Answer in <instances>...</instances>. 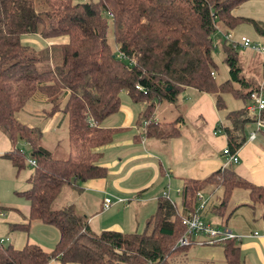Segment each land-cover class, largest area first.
Returning a JSON list of instances; mask_svg holds the SVG:
<instances>
[{"label": "trees", "instance_id": "16d2710c", "mask_svg": "<svg viewBox=\"0 0 264 264\" xmlns=\"http://www.w3.org/2000/svg\"><path fill=\"white\" fill-rule=\"evenodd\" d=\"M247 1L0 0V135L10 144L0 157L21 171L26 160L16 147L19 140L28 146L29 161L34 162L28 188L16 193L27 203V222L11 229L27 230L31 222H37L54 228L58 235L48 253L36 244L14 249L0 243V264H47L51 260L59 264H170L171 256L188 248L175 246L184 234L180 216L194 209L196 193L203 194L207 188L221 191L218 203L210 208L214 217L226 219L232 192L242 190L248 199L245 206H260L264 222V189L227 168L201 180L186 179L176 204L159 197L141 233L106 230L95 234L72 206L52 208L64 187L105 177L95 150L108 144L115 131L100 125L117 112L122 93L131 103H145L136 124L143 126L146 137L163 141L176 135L178 121L155 124L150 116L155 105L174 103L185 88L214 96L219 112L225 109L224 94L248 101L258 86L239 77L237 50L223 39L228 79L221 83L213 78L216 67L211 58L216 32L228 34L248 24L264 36L255 21L232 15ZM108 19L115 54L105 40ZM23 36H37L50 44L35 51L22 44ZM54 55L56 64L52 63ZM36 94L48 107L45 119L58 113L65 120L68 153L64 159L52 158L40 145V128L27 127L15 118ZM223 119L228 123L221 130L226 148L235 154L253 118L244 106L226 112ZM220 247L225 264H242L235 240L224 241Z\"/></svg>", "mask_w": 264, "mask_h": 264}, {"label": "crops", "instance_id": "0c3cea01", "mask_svg": "<svg viewBox=\"0 0 264 264\" xmlns=\"http://www.w3.org/2000/svg\"><path fill=\"white\" fill-rule=\"evenodd\" d=\"M21 42L36 50L50 44L49 41L41 40L37 36H23ZM237 61L246 62L239 55H237ZM261 76L262 65L259 81L250 84L258 86L262 84L264 79ZM122 94L117 112L100 125L102 128L115 131L108 144L95 150L97 164L105 169V177L77 186L64 187L65 189H62L54 201V203L58 202L61 195L58 208L72 206L75 214L85 220L91 232L98 234L107 230L130 234L153 214L156 201L163 193L168 194L171 203H175V200L178 203L179 191L186 179L201 180L222 168H227L240 179L264 189L263 135L257 134L251 141L246 139L235 153L237 163L227 164L222 155V151L226 149L225 137L222 133L215 132V126L217 121H224L223 116L228 111L224 109L219 112L215 109L214 96L185 88L174 103L155 105L150 116L151 123L163 124L178 121L174 126L176 135L163 141L155 136L146 137L143 126L136 124L139 120L137 116L144 110L145 103H131L126 94ZM47 119L58 120L57 125H54L56 131L61 126L65 127L66 131L65 120L61 115L56 113ZM227 125L228 123L225 122V126ZM247 127L249 126L245 127V132H250L251 128L246 129ZM52 149H59L61 155L66 156L67 141L63 140L60 143L56 140V145ZM29 176L30 174L25 179L24 188H20L19 191H13L12 182H1L0 192L3 198H0V206L3 212L0 214V240L14 249H20L25 244H36L48 253L58 238L54 228L31 222L27 230L11 229L13 225H25L27 222V203L16 193L28 188L26 181ZM236 191L231 194L226 220L240 214L238 219L234 220H237L238 224L240 220L243 224L238 227L236 223L233 225L234 230L225 229L237 236L235 244L239 249L242 264H264V222L260 220L261 207L256 205L259 221L248 224L247 218L250 214L245 218L242 217L245 214L243 210H250L253 213L255 206H245L248 204L247 195L245 199L236 195ZM217 192L214 203L212 197L216 196ZM220 192L218 188H207L203 192L208 200L202 212V219L205 222L211 224L210 218H216L210 213V208L218 203ZM235 196H237L236 199H234ZM105 197L111 200L121 199L124 203L115 202L107 210L102 211L101 203ZM254 232L257 236L250 237L249 235ZM180 254L183 257L182 261L189 264L196 262L225 264L220 246H191L171 256L168 261ZM47 264L59 263L51 260Z\"/></svg>", "mask_w": 264, "mask_h": 264}, {"label": "rangeland", "instance_id": "374dc122", "mask_svg": "<svg viewBox=\"0 0 264 264\" xmlns=\"http://www.w3.org/2000/svg\"><path fill=\"white\" fill-rule=\"evenodd\" d=\"M74 2H96L97 0H73ZM232 15L235 17H241L245 19H250L255 21L257 24H259L262 29L264 30V0H250L243 4H241L239 7L234 9L232 11ZM226 32H216L212 36V52H211V58L212 61L216 67L215 70L212 71L213 78L216 83L224 82L228 79V68L227 65L223 62L224 54L222 52V45H223V35ZM228 34H230L234 41H238L240 38H246L250 42L260 44L264 48V36H258L254 29L248 25V24H241L238 27H236L233 31H228ZM106 43L108 44L110 51L115 54L116 53V46L112 40V34H111V23L108 19L107 21V30L105 35ZM59 42V41H58ZM32 48V47H31ZM46 47H43L41 49H34L35 51L44 50ZM237 55L241 56V59L246 61L243 62H237V66L240 69L239 77L243 80H245L248 83L251 82H258L261 74V65L262 62H264V53L263 54H255L251 53L248 50H242L237 49ZM56 55H54L52 59V63L56 64L58 61L55 60ZM263 83V82H262ZM256 84V83H255ZM252 85V84H251ZM237 84L233 83L232 87L237 88ZM254 87L256 85H253ZM258 86V85H257ZM259 87V86H258ZM258 89V88H257ZM263 95H264V86H263ZM40 95L36 94L33 96L26 104L25 106L15 115V118L17 121L22 123L23 125L27 127H38L40 128L42 132V139L40 141V145L44 148H47L50 152L52 158L54 159H64L66 156L61 155V150L57 149L54 150L52 147L56 145V140L60 143L63 142V140L66 141V131L65 127L62 126L56 131L54 125H57L58 120L53 121L52 120H46L43 115L44 112L47 111L48 107L47 105L39 99ZM123 97V94L120 96ZM222 100L224 102L225 111H233L238 110L248 104V101H242L240 99H234L229 94H224L221 96ZM163 105H166V103L163 102ZM44 110V112H43ZM58 114V113H57ZM60 115V114H58ZM225 121V120H224ZM248 128H251V131H254V126L252 124L248 125ZM250 131V132H251ZM250 132H245L246 138ZM68 146V145H67ZM16 147L22 152L24 155V159L26 160L24 168L16 173L15 169H13L9 162L3 158H0V186L1 182L4 181H10L13 185V191H19L20 188H24L25 186V179L27 178L28 174H31L32 168L27 164L29 161V150L28 146L22 142L17 141ZM10 149V144L7 141V139L0 135V156L7 152ZM46 149V150H47ZM240 163V161H239ZM234 168V166H232ZM5 186V185H3ZM65 189V188H64ZM67 195H69L68 192H65ZM235 193L236 195H239L241 197H245L246 199V192L242 190H238ZM65 194V196H66ZM216 196L212 197V202L215 203V199L217 198L218 192L215 194ZM237 196H235L234 199H236ZM0 198H3L2 193L0 192ZM61 199L58 200V202ZM58 202H55L52 204V208H58ZM177 203V200H175V204ZM245 213L242 217H247L249 215V220L247 218V223L252 224V221H259L258 220V206H255V210H252L253 213L250 210H243ZM248 211V212H246ZM250 211V212H249ZM241 212V211H240ZM240 214H236L235 216L230 217L229 219H217V218H210L211 224L213 227L216 228H228L233 229V225L237 223L236 226L241 227L242 221L239 220V224L237 220H234L235 218L238 219V216ZM237 221V222H235ZM144 223V222H143ZM143 223L137 226L136 231H131V233H141L143 230ZM234 230V229H233ZM8 243L4 242L3 245H7ZM182 254L179 256L176 255L169 261L170 264H177L175 262H182L185 264H189L186 261H182ZM195 264H198L196 262Z\"/></svg>", "mask_w": 264, "mask_h": 264}, {"label": "built area", "instance_id": "2783aa9c", "mask_svg": "<svg viewBox=\"0 0 264 264\" xmlns=\"http://www.w3.org/2000/svg\"><path fill=\"white\" fill-rule=\"evenodd\" d=\"M223 39L233 50L242 49L255 54L264 53V48L260 44L250 42L246 38L242 37L238 41H234L230 34H224ZM263 83L259 85L256 91L249 93L248 104L245 106L247 114L253 118L252 125L254 126V131H251L246 138L248 141L253 140L257 134H264V121L261 119V113L264 111ZM135 89L140 90L139 87H135ZM224 126L225 121H217L215 132L222 133L221 130ZM222 155L225 157L227 164L237 163L235 154L229 153L227 148L222 151ZM28 165L33 167L34 162L28 161ZM161 197L169 201L167 193H163ZM115 202L124 203L121 199L111 200L109 197H105L101 203V210H107ZM169 202L171 203V201ZM207 203L208 200L202 193H196L194 209L180 216V223L184 227V234L175 243L176 247L220 246L224 241L237 239V236H234L229 230L213 227L210 223L202 219V212ZM249 236L256 237L257 233L254 232ZM0 243H2L1 240ZM146 264L154 263L147 262Z\"/></svg>", "mask_w": 264, "mask_h": 264}]
</instances>
